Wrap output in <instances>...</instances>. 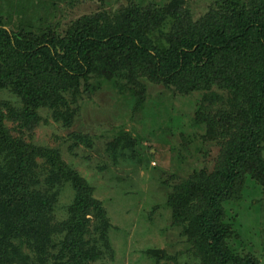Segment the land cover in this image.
I'll list each match as a JSON object with an SVG mask.
<instances>
[{
	"label": "trees",
	"instance_id": "trees-1",
	"mask_svg": "<svg viewBox=\"0 0 264 264\" xmlns=\"http://www.w3.org/2000/svg\"><path fill=\"white\" fill-rule=\"evenodd\" d=\"M18 1L26 26L25 6L33 0ZM223 3L220 8L212 6L198 22L183 16L179 31L169 33L165 41L152 39L136 7L111 18L103 14L82 18L64 36L28 28L17 35L0 21V93L9 92L19 101L18 110L9 102L0 103V264H99L112 256V225L86 181L58 151L28 148L23 138L13 137L6 121L39 123L40 111L47 110L68 128L79 112L82 82L89 86L93 75L112 79L129 73L167 88L176 86L184 95L203 93L200 108L196 104V128L210 132L217 114L236 120L233 147L218 169L196 170L170 186L167 204L173 224L194 238L200 264H260L256 257L239 253L242 234L224 204L236 191L247 194L253 174L245 178L247 169L255 177L262 174L264 186V0L256 6L246 0ZM151 6L159 7L157 1ZM169 6L180 13L185 0H172ZM165 17L158 15L161 25ZM247 68L252 85L248 89L235 81L241 75L230 76L232 70L237 75ZM230 81L237 84L231 101L243 100L242 107L237 103L211 114L208 108L221 97L218 90L231 88ZM113 83L124 92V84ZM128 88L139 107L136 90ZM78 139L92 144L85 137ZM38 157L46 159L42 166ZM67 185L75 197L68 219L60 222L53 216L54 205ZM23 249L33 258L25 257Z\"/></svg>",
	"mask_w": 264,
	"mask_h": 264
},
{
	"label": "rangeland",
	"instance_id": "rangeland-1",
	"mask_svg": "<svg viewBox=\"0 0 264 264\" xmlns=\"http://www.w3.org/2000/svg\"><path fill=\"white\" fill-rule=\"evenodd\" d=\"M154 1L159 6L156 10L151 6ZM223 1L185 0L184 8L178 13L169 6L172 0H33V4L25 6L28 11L25 26L19 1L0 0V21L17 35H24L28 28L37 32L50 29L64 36L82 18L99 14L111 18L136 7L141 11L142 26L149 28L152 39L165 41L169 33L179 31L178 22L183 16L198 22L209 15L212 6L220 8ZM258 1L246 0L252 6L258 5ZM161 13L167 18L162 25L158 21ZM162 28L164 33L160 32ZM138 74L129 73L131 80L128 75H113L112 79L93 75L89 86L82 82L79 112L68 128L63 122H56L47 110L40 111L39 123H13L11 119L6 121V126L13 137L27 141L28 148L58 151L64 162L89 185L92 198L103 203L112 225L109 238L114 253L99 264H200L194 238L173 224L167 204L170 186L196 170L207 173L217 170L224 154L233 147L237 122L217 114L210 132L209 128H196L193 119L198 109L196 104L199 108L202 104L203 93L184 95L176 86L167 88ZM238 75L241 78L235 81L242 88L252 86L249 68L237 75L233 70L230 72V76ZM116 80L125 85L123 93L113 86ZM229 85L231 88L218 90L221 97L214 98L208 108L211 114L222 113L237 103L242 107L243 100L231 101L237 84L230 81ZM128 87L136 90L141 99L139 107ZM2 102H9L18 110L19 101L9 92L0 93ZM80 136L92 144L80 143ZM45 162V158H37L40 166ZM248 174H252L250 183L246 184L249 196L236 191L226 200L224 208L241 231L239 253L252 255L264 264L262 174L255 177V172L247 169L245 178ZM74 194L69 185L61 191L53 213L58 221L68 219ZM89 218L92 224L96 223L94 217ZM23 253L33 258L26 249Z\"/></svg>",
	"mask_w": 264,
	"mask_h": 264
}]
</instances>
